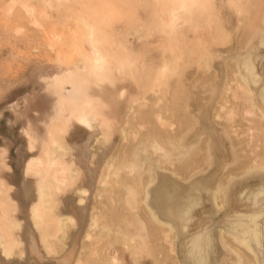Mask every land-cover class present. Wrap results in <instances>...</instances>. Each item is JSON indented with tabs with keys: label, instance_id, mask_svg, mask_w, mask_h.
I'll return each mask as SVG.
<instances>
[{
	"label": "rangeland",
	"instance_id": "obj_1",
	"mask_svg": "<svg viewBox=\"0 0 264 264\" xmlns=\"http://www.w3.org/2000/svg\"><path fill=\"white\" fill-rule=\"evenodd\" d=\"M49 1L0 0V157L8 169L0 178L2 185L19 189L24 165L39 167L37 149L26 153L20 136L19 107L30 91L38 96L39 86L58 79L62 71L86 73L93 66L88 44L92 27L102 41L101 51L107 55L102 66L108 70L80 97L98 89L114 90V118L110 102L95 97L105 107L98 108L103 133L107 125H114L113 166L105 169L104 164L92 192L68 170L63 178L58 175L57 189L47 190L44 198L46 208L56 210L67 205V198L75 202L79 189L86 191L82 203L94 212L88 234L100 240L80 238L76 249L81 263L96 264L116 246L111 257L122 264H214L223 248L227 264H260L250 242L259 243L264 223V0H217L208 23L187 33L189 29L182 28L173 41L155 31L150 10L139 0ZM24 5L36 8L38 16L25 15ZM69 89L65 85L63 93ZM16 102L21 105L17 109ZM53 137L62 153L83 136L70 129ZM55 169L59 171L60 165ZM175 171L178 175L173 176ZM159 173L174 180L177 176L182 189H187L178 218L168 215L161 228L150 219L143 197ZM211 174H216L213 181L203 183ZM9 199L13 203L4 211L19 224L16 255L21 257L14 260L26 264V208ZM125 212L135 214L127 224L122 218ZM75 227L67 224L62 240L49 231L37 234L43 251L60 257L67 248V232ZM126 245L132 254L123 251ZM230 249L241 253L239 262Z\"/></svg>",
	"mask_w": 264,
	"mask_h": 264
},
{
	"label": "bare ground",
	"instance_id": "obj_2",
	"mask_svg": "<svg viewBox=\"0 0 264 264\" xmlns=\"http://www.w3.org/2000/svg\"><path fill=\"white\" fill-rule=\"evenodd\" d=\"M50 1L52 2L53 0ZM50 1L49 4L51 3ZM56 1L62 3V2H66V1L69 2L74 0H56ZM118 1L123 2L124 0H118ZM230 1L231 3L233 2V0ZM58 2H56L57 5ZM216 2L217 0H139V3L143 7L148 8L150 10L152 15V20L150 22L152 23V26L155 29V31H157L161 36L166 37L169 40L172 39V41L176 38V36L178 35L179 31L182 28L186 27V30L189 29L188 31H186L187 33L190 31L200 30L202 24L208 23V20H210V17L212 16L213 11L215 10ZM22 8L25 11L24 12L25 15L27 14L29 17L34 18L39 14V11L32 6L24 5ZM89 30H90V35L89 34L88 35L90 41L88 40V44H89V48H91L90 52L92 53V56L90 62L92 61L91 63H93V66H88V68H86L87 69L86 73L76 70L75 69L76 67L74 68L75 70H73L72 68V69H67L66 72L62 71L61 74H58L59 77L58 79H54L53 82H47L39 86L41 89L39 91L40 94L38 96L36 95L34 97L32 91H30L27 94L28 98L24 99L22 106L20 105V102L19 103L16 102V104L14 103L15 108L21 106L18 109L19 112L16 117V122L19 123L18 126L20 125L19 126L20 136L22 137V141H25V144L27 146L26 153L30 154L32 150L37 149L40 159L37 161L39 165L37 169H34L31 163H26L24 165L23 168L24 179L19 189H14V190L6 189L0 182V215H1L0 264H20L19 262H16L14 260L15 256L21 257V253H19V256L16 255V249H19L20 247L19 237L16 234V230L19 228V224L17 225L14 221L9 220L7 218L6 212L4 211L5 208H10L11 203H13L12 199H9L10 196L11 198H14V200H17L18 203H20L23 208H26L25 209L26 216L25 213L24 216L27 218V220L23 226V229L25 228L23 240L26 242V247L29 251L28 259L25 261L26 264H82L81 258H79L80 253H77L76 247L78 246L81 237L86 240L91 239L92 236L90 237L89 235L91 232L89 233L88 231L90 230L91 227H93V223H91L93 218L91 217V215L92 213H94L93 211L92 213L90 212V209L88 208V204L86 205L85 203L84 205L82 203L84 201V194H86V191L83 190L82 188L79 189L78 191L79 196L77 197L78 199L75 202L67 198V205L65 203H62V205H59L56 208V210L54 208L47 209L45 206L44 198L48 195L47 190L51 188L57 189V183L59 181V177L63 178L64 173L66 171L68 172V170L72 173L71 174L72 177H76L79 179V181L83 185L82 186L83 188H87L90 192H92L96 186L95 184L97 182V179H99L100 177L101 170L104 168V164H106L105 169H110L113 166L110 162V159L112 158V148L114 147V142H113L114 125L112 123L107 125V129L105 130L106 133H103L104 128L102 127L99 119L98 108L105 109V107H104V103L99 104L100 100L98 98H102L103 100L107 101L106 103L110 102L109 112L111 115H113L114 118L116 111L115 105L113 104L114 90L98 89L97 91H93L92 95L90 94L85 96L81 95L80 97L82 90L85 91L86 89H88L91 83H94L96 81V78L100 79L101 77L99 78V76L104 75V73L101 74V72L108 70L107 66H102L106 62L107 55L105 52L102 53L103 51L101 49L102 41L99 37V34L97 30L92 27H89ZM79 68L82 67L80 66ZM65 85L69 86L71 89V90L70 89L67 90L66 92L67 94L65 93L66 95L63 93V88ZM95 97L98 98L95 99ZM11 107H13V105ZM157 112L159 113V111ZM35 113L38 114V117L35 116ZM41 127L43 128L44 131L40 130ZM70 129H76L77 134L82 135L83 137L78 142L70 143L72 144V146L70 148L69 147L67 148V152L64 149L65 152L62 151V153H60L55 148L56 147L55 145L57 143H56V139L53 136H56V134L59 133H65L66 131L68 133ZM186 136L189 137V135ZM169 138L171 139V137H168V139ZM163 139H165V137ZM179 139H181V137ZM186 139L185 141L190 142V139L187 140ZM101 140L102 142L105 143L103 144L102 142H100ZM168 142L167 144H169ZM99 143H101L102 145L101 144L99 145ZM175 143L177 142L175 141ZM182 143L185 142L183 141ZM170 144L172 143L170 142ZM178 144L179 143H177V145ZM17 151L20 150L18 149ZM18 155L20 156V153ZM224 163L225 162L223 161V164ZM58 164L60 165L59 171L55 169V166ZM5 166H6L5 159L3 157H0V178L3 174V171L5 170L8 171V169ZM218 169H220V167ZM147 170L144 171L148 172ZM223 171H225V169ZM174 173L172 174L173 176L177 174L176 171ZM58 175L60 176L58 177ZM156 175H154L156 176L154 187L150 191L145 190L144 193L145 196L143 195L142 196L145 197V202H144L146 205L145 209L148 210L150 219L154 221L156 224H159L158 226L160 227L161 224H163V220L168 215L178 218L180 214L179 210L183 206L184 198L182 197L186 196V195L182 196V194H184L183 192H186L184 191L186 187L182 189L178 181H176L177 176H176V180H174L164 173H159ZM215 175L216 174H211V176H209L210 178L207 177L209 179L203 181V183L206 182L205 184H207L213 181ZM28 176H32L33 179L30 178L28 179ZM154 176L153 178H155ZM151 180L154 181V179ZM216 181H219L218 178ZM150 183L151 182H149V184ZM210 185H212V183ZM214 185L215 187L217 186V184ZM193 186H196V184L195 185L193 184ZM205 186L206 185L204 186L202 185L203 189ZM212 186L211 187L209 186L210 190H212L211 189ZM215 187H213V189ZM218 187L220 188L221 185H219ZM218 190H215L217 191L215 192V194L219 192ZM190 191L187 192L189 193ZM198 191L201 192L202 189ZM205 191L207 192V190ZM210 193L213 192L211 191ZM134 212H125L124 215H122L123 221L126 224L130 223L129 221L135 218ZM148 212L146 211V213ZM100 217H102V213ZM73 220L76 223L71 224ZM67 224H69V226L76 225V227L74 228L75 231L69 234L67 232V237H66L67 248L62 252L60 257H55V258L49 257L48 253H45L43 251L42 249L43 245H41V243L38 242L39 239L37 237V234L46 235L47 231H49V234L51 233V236L53 238L57 240L61 238L62 240L65 238L64 231L65 228L67 227ZM85 229H87L86 232ZM148 235L150 234L148 233ZM100 236L102 237V234H100ZM96 239L97 241L100 240V238L98 237L95 238V240ZM148 239L150 238L148 237ZM109 241L114 242V238L110 237ZM96 242H94L95 245L97 244ZM91 247L93 248L94 246H92L91 244ZM115 248L116 246H113V248H111L110 250L108 249V252H106L107 254L102 256L101 258H99V256L97 255L99 259L97 260L96 264H122L117 258L111 257V255L113 254L112 252L115 251ZM164 249L165 247L163 248V250ZM123 251L131 252L133 251V249L129 245H126ZM55 252L56 250L54 251V253ZM230 252L232 253V255L235 256L238 262L241 260L242 255L238 250L230 249ZM164 257L166 256L164 255ZM134 258L136 259L135 256ZM13 260L15 261V263L12 262ZM91 262L92 260L90 261V264Z\"/></svg>",
	"mask_w": 264,
	"mask_h": 264
},
{
	"label": "crops",
	"instance_id": "obj_3",
	"mask_svg": "<svg viewBox=\"0 0 264 264\" xmlns=\"http://www.w3.org/2000/svg\"><path fill=\"white\" fill-rule=\"evenodd\" d=\"M254 241H255L254 239L251 240L250 244L252 247H254L255 252L256 251L258 252L259 263L264 264V223H263V226H261V239H260L259 243L257 244L258 246L256 245V242H254ZM222 250H223V253H222L223 255L217 261L215 260L214 264H227V262H228L227 256L228 255H227V253L224 252V248Z\"/></svg>",
	"mask_w": 264,
	"mask_h": 264
}]
</instances>
